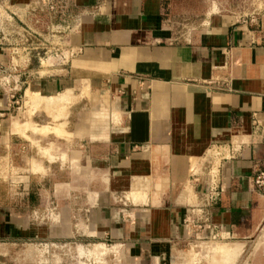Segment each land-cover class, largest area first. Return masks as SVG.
Returning a JSON list of instances; mask_svg holds the SVG:
<instances>
[{"label":"crops","instance_id":"1","mask_svg":"<svg viewBox=\"0 0 264 264\" xmlns=\"http://www.w3.org/2000/svg\"><path fill=\"white\" fill-rule=\"evenodd\" d=\"M0 1L29 21L34 45L61 38L74 53L61 64L38 62L32 50L13 55L0 31V162L11 161L19 180L31 187L39 170L71 165L78 180L92 176L126 191L131 219L106 208L107 199H90L91 230L124 239L140 264L162 263L188 237L184 218L209 187L214 154L233 147L217 166L223 194L210 209L212 237L246 244L264 232V197L253 184L264 170V12L255 24L214 15L186 41L168 25L167 0H62L66 20L41 28L28 9L38 0ZM82 185L51 190L66 204ZM27 215L0 205V241L53 235Z\"/></svg>","mask_w":264,"mask_h":264},{"label":"rangeland","instance_id":"2","mask_svg":"<svg viewBox=\"0 0 264 264\" xmlns=\"http://www.w3.org/2000/svg\"><path fill=\"white\" fill-rule=\"evenodd\" d=\"M167 2L165 11L166 19L170 21L168 25L173 29L172 33L186 41L189 40L196 26L214 15H230L235 20L242 21L246 18L249 19L253 14L264 12V0H167ZM10 6H4V10L8 11L7 8L12 10ZM1 11L3 12L2 8ZM37 16L39 18L37 25L38 28H41L49 16L45 12ZM16 22L17 26L24 29L30 24L29 21ZM34 25H36V20ZM6 33L7 38L11 40L10 43L15 44V47H11L13 55L14 52H17V54L26 57L27 53L31 52L29 45L20 43L18 35L11 31ZM17 43H20V46L16 47ZM32 44L37 47L33 41ZM38 52L41 55L38 56ZM32 53H35L36 60L40 62L43 50H32ZM49 62L61 63L54 57H51ZM24 65L26 64H23V67H25ZM57 129L55 128L54 131ZM62 134L57 132V135ZM60 159L58 157L59 161ZM63 160L65 161V159ZM218 163L219 161L216 166ZM0 166L3 167L0 172V205L13 207L25 215L29 214L26 219L29 224L53 229L51 237L0 241V264H140L127 254L128 244L124 239L111 238L109 235L99 237L91 230L90 217L95 206L90 199L98 201V204H103L101 199H107L109 204L106 208L110 207L119 213L122 212V214L120 213L122 219H131L124 214L128 207H132L131 202L125 203L126 191H114L109 184L92 176L78 180L71 165H67L70 168L64 170L58 169V173L54 171V173L43 174L44 170H39L33 176L34 184L28 187L26 184L29 182L27 183L23 179L19 180L18 177L23 175L16 173L11 161H2ZM211 169L214 173L217 171L215 167L211 166L208 172ZM60 182L83 185L81 190L71 193L65 204L58 201L51 190V185ZM86 183L88 188H91L90 192L84 190ZM4 185L8 187L6 192H3ZM235 245L237 248L239 246L240 252L232 258L230 254L235 249ZM221 246L232 248L231 251L225 247L227 251H230H228L229 258L225 252L226 249H222ZM218 248L219 250H217ZM168 253L166 260L162 263L155 262L149 257L147 260L149 264H264V232L256 233L246 244L237 239L222 240L212 236L206 238L205 236H196L195 232H191L181 246H171ZM219 253L220 255L226 254L220 256Z\"/></svg>","mask_w":264,"mask_h":264},{"label":"built area","instance_id":"3","mask_svg":"<svg viewBox=\"0 0 264 264\" xmlns=\"http://www.w3.org/2000/svg\"><path fill=\"white\" fill-rule=\"evenodd\" d=\"M6 5L7 4L5 2L0 1V31L3 34L11 31V33L18 35L20 43L22 45H29L33 51H38L39 49L43 50V57L40 58L41 63L50 60L51 57H54V59L56 58V60L61 63H64L69 60L70 55L74 54L66 49L63 39L61 38L57 40L58 42H52L48 48L34 47L32 44V37L37 36L36 32L27 28V26L26 29L17 26V20L15 19L13 11L9 8H7L8 11L4 10V6ZM1 8L3 9V12L1 11ZM28 9L34 16L45 12L51 21L53 19L65 21L68 16V7L62 2V0H38L30 5ZM245 20H248L250 24H255L257 21V15L253 14L249 17V19L246 18L242 21ZM60 31L62 30L59 29L57 33L52 31V33L59 34ZM20 43H17L16 47L20 46ZM14 54H17V52H14ZM37 55L39 56L41 54L38 52ZM19 101L16 102L17 105H19ZM254 125L255 129L259 128L258 121H256ZM259 136L262 139L264 138V129L260 132ZM235 152L236 150L231 147V149H227L226 155L223 151H218L215 157H217L220 162L221 159L223 160L224 158L233 155ZM217 166L212 165V168L215 167L217 169ZM208 179L209 187L207 191L201 194V200L195 206H192L187 210L184 218L185 228L189 233L195 232L196 236H204V233L207 232V236L211 237L213 235L212 233L216 230V227H214L210 221V209L222 196L223 188L220 184L218 171L214 173L213 169H211L208 172ZM253 184L259 194L264 197V170H260L256 173L253 178ZM217 237L218 235L214 233V238Z\"/></svg>","mask_w":264,"mask_h":264},{"label":"bare ground","instance_id":"4","mask_svg":"<svg viewBox=\"0 0 264 264\" xmlns=\"http://www.w3.org/2000/svg\"><path fill=\"white\" fill-rule=\"evenodd\" d=\"M49 63H50V62H49ZM97 118H99V117H97ZM100 118H101V117H100ZM100 118H99V119H100ZM35 130H36V129H35ZM35 130H34V131H35ZM40 130H42V129H40ZM36 131H37V130H36ZM42 132H43V130H42ZM55 132H56V133L58 132L59 134H62V133H63V130L58 128L57 131H55ZM160 149H161V148H160ZM143 186H144V185H143ZM141 187H142V185H141ZM140 190H141V189H140ZM145 192H146V189H145ZM135 195H136L137 197H141V193H140V192L135 193ZM235 246H236V245H235ZM221 247H222V249L224 248V250L226 249L225 247L228 248V246H225V247H224V246H221ZM240 247H241V246H240ZM229 248H230V247H229ZM229 248H228V249H229ZM236 248H237V246L235 247V249H234L233 251H232V248L229 249V250L232 251V254H230V255H231L230 257H232V256L235 257L236 255H238V253L240 252V251H239L240 248H239V246H238L237 249H236ZM215 249H216V248H215ZM215 249H214V250H215ZM217 250H219V248H218ZM220 250H221V248H220ZM224 250H223V251H224ZM229 250H228V251H229ZM228 251H227V249L225 250V252H226L227 254L230 252V251H229V252H228ZM215 252H216V251H215ZM211 253H212V252H211ZM211 253H210V254H211ZM217 253H218V252H217ZM226 253H223V254H221V255H224V254H226ZM219 255H220V253H219ZM221 255H220V256H221ZM211 256H212V255H211ZM227 256H228V258H229V254H228ZM227 256L225 255V257H227ZM215 257H217V256H215ZM233 257H232V258H233ZM231 260H232V259H231ZM231 260H229V261H231ZM213 261H214V260H213ZM217 262H218V261H217Z\"/></svg>","mask_w":264,"mask_h":264}]
</instances>
